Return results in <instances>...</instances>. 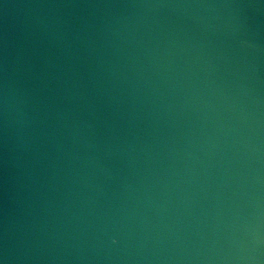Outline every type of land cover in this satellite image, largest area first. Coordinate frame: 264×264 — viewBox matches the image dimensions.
Masks as SVG:
<instances>
[{
	"label": "water",
	"instance_id": "water-1",
	"mask_svg": "<svg viewBox=\"0 0 264 264\" xmlns=\"http://www.w3.org/2000/svg\"><path fill=\"white\" fill-rule=\"evenodd\" d=\"M0 264H264V0H0Z\"/></svg>",
	"mask_w": 264,
	"mask_h": 264
}]
</instances>
